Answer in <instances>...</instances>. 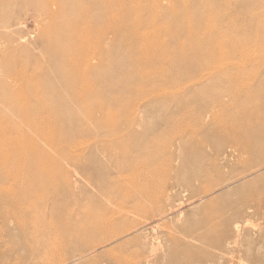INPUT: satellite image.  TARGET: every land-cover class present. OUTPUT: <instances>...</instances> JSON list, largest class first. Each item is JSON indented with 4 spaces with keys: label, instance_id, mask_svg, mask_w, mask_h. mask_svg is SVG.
<instances>
[{
    "label": "rangeland",
    "instance_id": "1",
    "mask_svg": "<svg viewBox=\"0 0 264 264\" xmlns=\"http://www.w3.org/2000/svg\"><path fill=\"white\" fill-rule=\"evenodd\" d=\"M155 1L109 2L171 56L140 60L110 20L76 52L85 77L49 40L67 47L91 0H0V131L26 144L0 184V264H264V0ZM190 46L205 56L172 60Z\"/></svg>",
    "mask_w": 264,
    "mask_h": 264
},
{
    "label": "bare ground",
    "instance_id": "2",
    "mask_svg": "<svg viewBox=\"0 0 264 264\" xmlns=\"http://www.w3.org/2000/svg\"><path fill=\"white\" fill-rule=\"evenodd\" d=\"M91 1H92L90 3L91 9L88 8L87 11H91L92 17L90 19L86 20L85 25L82 28H80V24L83 23V21H81L80 16H74L72 18L71 22L69 23V27L67 26L68 29H67V27L64 28L65 30H67L65 32V34H68L70 36V43L68 44L67 47L60 46L56 41H54L52 39L49 40L51 42V43L49 42V44L55 50H57L58 56L65 54L66 56H68L70 58V60L74 59L76 57L75 56L76 52L79 49H83L82 47H87L90 45L89 44L90 40H91L90 35L94 34L98 40H101L102 35L105 34L106 32L110 31L111 22L114 24L116 23L117 29L120 28V30H121L120 40L129 43L131 45L130 49L133 52H134L133 46H136L140 50L139 52H137V56L139 55L140 60H145L146 53L150 50H156L153 52L157 53V56L159 59L171 56L169 54L164 53L158 47L157 42L154 39H152V37L156 33L158 27H152L151 21H149L148 19L145 21V20L141 19V16L138 19H134V20H131V18L128 17V20H126L123 16L122 12H119V10H120L119 8L113 7L110 5V2H109L110 0H95V1L91 0ZM98 1L103 2V4H104V5H102L103 7H101L97 4ZM143 2H144V0H138L137 3L142 4ZM154 2H156V1L153 0V3ZM146 8L149 9L148 4L146 5ZM110 20H111V22H110ZM142 29H144V31ZM187 32L189 35L188 37L191 38V34H192L191 28H188ZM59 33L64 34L63 31H59ZM170 35H171L170 38L172 40L179 41L178 34H177L175 28L170 29ZM117 38H118V35L115 34V38L112 41V43L114 45L116 44V42L118 40ZM204 39H205L204 41H206V38H204ZM204 41L191 39L188 42L193 43V45L196 44L195 42H197V43L199 42L201 45L204 43ZM75 47H78V48H75ZM198 53H201V56H205L203 53V49L199 50L198 46H190L188 49L183 48L180 52L178 51L177 54H175L176 57L172 56L171 58L173 61L184 60L185 62H187L189 59V55L196 56ZM92 56H94V55H92ZM92 56H90L89 58H85L83 60H79L76 57L79 64H80V61H82L83 63H81V64H84V66L87 67V68L82 70L83 72H80L85 77L87 76V74H89V69H88L89 68V61L92 58H94ZM193 58H192V60H193ZM107 61L109 62L108 64L110 65L111 62L109 60H107ZM76 66L77 65L72 67V69L74 71L79 70L78 67H76ZM90 66H92L91 63H90ZM107 74H109V73H107ZM70 75H71L70 79L76 85L77 84V80L75 79L76 76L73 74H70ZM85 77H84V79H87ZM257 78H256V80H257ZM86 83H87V81H86ZM263 83H264V81H263ZM263 83L259 81V83H257L256 86L253 87L252 92L256 93V96L250 95L251 97H253V105H255L256 107L259 105V102L257 101L256 97H258L259 93L261 92V88L263 87ZM88 88H89V85L87 84L86 90H88ZM263 106H264V104H263ZM37 124H41V123H37ZM53 125H54V123L47 122L44 126L39 125L36 127L39 129L40 126H43L41 128V130H43L45 128V126L47 127V126H53ZM255 131L257 133L261 134V132L264 131V126H259ZM256 140H255V142H256ZM259 140H260L259 142H261V139H259ZM257 142H258V140H257ZM255 146H256V144H255ZM19 152L21 153V155L19 154ZM35 152L38 153V151H35ZM25 153H26V144L17 143L15 141H12L11 137L9 135L7 137V135L5 134L4 131H0V164L2 167V169L0 168V172H1L0 184L2 183L1 182L2 179H4V182H5V180L8 179V177L11 175L10 169H14L15 164L13 163L14 161L12 158H14L16 156H21L22 160H24V157L26 156ZM21 162L22 161H18V163H21ZM52 165H55V163H53ZM20 167H21V165H20ZM23 167L25 169H27V168H30L31 170L34 169L33 171H44L46 173V176L48 175V173H51V166L49 168L45 167V166H43L41 161L38 162L37 164L32 165V166L29 164L28 165L26 164V165H23ZM38 179H39V177H37V181H38ZM45 181L46 182H43L42 179L39 180V183L36 185L38 192L41 191L42 189H44L45 185L48 182L47 180H45ZM52 181H50V182L53 185H55V180L52 179ZM27 190L29 193L31 192L30 187L27 188ZM15 197H16L15 202L18 203L19 207H17V205H15V207L11 208L10 211H16L17 209H19L21 207L20 205H22V200L29 197V194H27V192H23L21 194L16 195ZM20 202H21V204H20ZM80 221L78 220V222H80ZM75 222H77V221L76 220L75 221H73V220L67 221V220L61 219L59 221L60 225L57 223V225H59V227L57 229V230H59L58 232L64 233V236H65V233L70 232V233H73L74 236L79 237V235L81 233L82 234L85 233L86 229L90 227V224H92V227L94 229H96V228L102 229L105 226H107L105 221H101V223L100 222L97 223V221H94L93 219L90 220V224H86L84 222H81L82 223L81 226L79 224L75 225L74 224ZM55 225H56V223H55Z\"/></svg>",
    "mask_w": 264,
    "mask_h": 264
}]
</instances>
